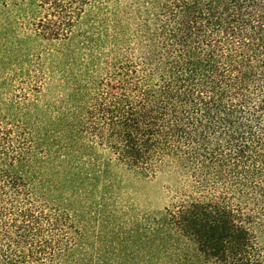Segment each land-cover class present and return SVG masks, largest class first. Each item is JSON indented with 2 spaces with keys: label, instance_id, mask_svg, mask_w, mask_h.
<instances>
[{
  "label": "trees",
  "instance_id": "obj_1",
  "mask_svg": "<svg viewBox=\"0 0 264 264\" xmlns=\"http://www.w3.org/2000/svg\"><path fill=\"white\" fill-rule=\"evenodd\" d=\"M0 264H264V0H0Z\"/></svg>",
  "mask_w": 264,
  "mask_h": 264
},
{
  "label": "rangeland",
  "instance_id": "obj_2",
  "mask_svg": "<svg viewBox=\"0 0 264 264\" xmlns=\"http://www.w3.org/2000/svg\"><path fill=\"white\" fill-rule=\"evenodd\" d=\"M174 182L165 174H159L138 185V203L148 210H160L172 200L169 192Z\"/></svg>",
  "mask_w": 264,
  "mask_h": 264
}]
</instances>
